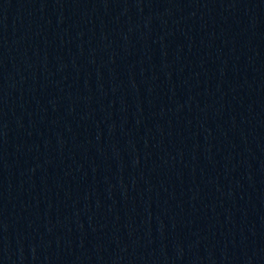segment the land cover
I'll return each mask as SVG.
<instances>
[{"label": "water", "instance_id": "1", "mask_svg": "<svg viewBox=\"0 0 264 264\" xmlns=\"http://www.w3.org/2000/svg\"><path fill=\"white\" fill-rule=\"evenodd\" d=\"M0 264H264V0H0Z\"/></svg>", "mask_w": 264, "mask_h": 264}]
</instances>
